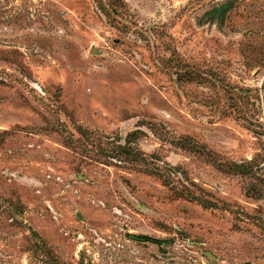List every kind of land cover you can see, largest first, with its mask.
<instances>
[{
  "label": "rangeland",
  "instance_id": "1",
  "mask_svg": "<svg viewBox=\"0 0 264 264\" xmlns=\"http://www.w3.org/2000/svg\"><path fill=\"white\" fill-rule=\"evenodd\" d=\"M0 264H264V0H0Z\"/></svg>",
  "mask_w": 264,
  "mask_h": 264
},
{
  "label": "water",
  "instance_id": "2",
  "mask_svg": "<svg viewBox=\"0 0 264 264\" xmlns=\"http://www.w3.org/2000/svg\"><path fill=\"white\" fill-rule=\"evenodd\" d=\"M206 255L209 257V258H213V256L209 253H206Z\"/></svg>",
  "mask_w": 264,
  "mask_h": 264
}]
</instances>
